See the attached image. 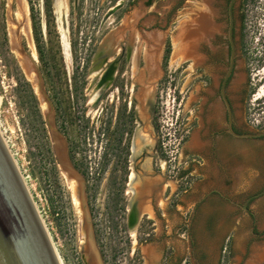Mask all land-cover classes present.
I'll use <instances>...</instances> for the list:
<instances>
[{
  "label": "flooded vegetation",
  "instance_id": "1",
  "mask_svg": "<svg viewBox=\"0 0 264 264\" xmlns=\"http://www.w3.org/2000/svg\"><path fill=\"white\" fill-rule=\"evenodd\" d=\"M230 1L177 0L164 15L156 37L151 36L148 23L141 24L143 17L126 24L122 17H116L117 27L124 25L131 29L115 34L107 32L100 37L98 45L101 46L92 55L95 62L90 74L95 75L91 86L88 88L86 76L92 58L86 62L87 72L80 86L76 83L62 90L53 85L50 103L55 130L66 138L68 160L83 185L82 230L74 249L75 264H217L216 250L206 251L205 244L201 248V204L211 196L229 204L232 200L217 189H210L203 197L190 195L188 188L194 177L195 158H217L223 147L232 143L242 149L264 147V136L240 137L264 129L248 131L247 122L237 125L228 92L235 64L225 80L231 58ZM144 6L148 8V0ZM238 8L242 53L248 61L256 54L255 62L263 67L264 0H239ZM175 10L178 15L173 17ZM235 11L234 8L236 46ZM113 16H106L103 24ZM183 27L186 30L176 38L177 30ZM173 53L178 54L176 73L180 81L185 79L189 66L194 74L199 72L209 82L212 78L207 70L219 68L217 87L213 96L206 97L200 116L205 130L200 132L198 140L204 146L188 152L193 159L181 163L170 158V150H161L156 126L152 125L151 132L148 131V116L153 123L156 112L148 87H156L154 97L158 100L159 87L171 77L168 67ZM179 99L183 102L184 97ZM89 100L98 112L92 122L87 112ZM213 102L216 105L211 107L207 121V108ZM227 107L231 112V129L238 136L229 132ZM74 127H77L76 133L71 131ZM184 132L189 135V131ZM73 135L76 137L72 138ZM93 137L101 150V164L95 179L90 177L88 168L82 169L83 174L78 173L70 161L72 154H77L79 141L83 140L86 146L90 138L94 142ZM110 163L112 173L104 179ZM103 181L106 182L102 193L99 188ZM263 190L264 187L248 196L245 211L250 200ZM212 224L210 218L206 220L208 231ZM252 233L256 234L253 230ZM53 251L57 263L66 264L59 251L55 248Z\"/></svg>",
  "mask_w": 264,
  "mask_h": 264
},
{
  "label": "rangeland",
  "instance_id": "2",
  "mask_svg": "<svg viewBox=\"0 0 264 264\" xmlns=\"http://www.w3.org/2000/svg\"><path fill=\"white\" fill-rule=\"evenodd\" d=\"M49 1L50 12L45 13L43 0H0V135L27 188L51 247L59 251L66 264H75L74 249L76 241L81 239L82 230L80 196H83V185L78 183L75 175L62 168L58 160L45 121L47 104L38 93L34 68L29 61L24 60L23 55L30 58L40 72L41 84L49 100L54 84L62 90L76 83L80 86L87 72L86 62L92 58L86 76L89 88L95 75L90 74L95 62V56L92 55L101 46L98 45L100 37L107 32L115 34L131 29L124 25L117 27L116 17H122L125 24L129 20L136 21L143 17L141 24L148 23L151 36L156 37L159 35L158 29L163 25L164 15L177 0H148V8L144 6L146 0H62L66 8L61 21L56 13V0ZM118 4L120 7L113 13L114 16L103 24L107 12ZM238 6L239 0L235 6L236 63L228 92L237 125L247 122L246 130H262L264 66L260 67L255 62L256 54L251 55L252 61L245 60L241 50ZM21 8L24 17L19 20L17 16ZM172 15H178L176 10ZM31 16L36 24L37 42L44 52L43 61H40L36 49ZM13 25L16 27L15 35L11 33ZM184 28L186 30V27L177 30L176 38H180ZM63 29L66 31V41L62 38ZM17 41L19 51L15 49ZM177 56L173 53L170 59L168 75L171 77L159 87L158 100L154 97L156 87H148V95L156 106L153 123L148 116V131L151 132L152 125L156 126V137H160L162 143L159 146L161 150H170V158H176V162L181 163L193 159L188 152L204 146L198 140L200 132L205 130L200 116L206 97L213 96V90L217 87L219 68L207 70L212 78L209 82L207 78L200 77L199 72L194 74L192 66H189L185 79L180 81L176 73L179 64L176 62ZM29 75L33 76V80ZM181 96L184 97L183 102L179 99ZM91 101L87 111L90 122L98 116ZM214 104L207 108V121ZM50 121L55 128L53 112ZM183 129L189 131V135ZM71 131L76 133L77 127ZM92 139L94 142L90 138L86 146L83 140L79 141L74 160L81 164L80 168L84 171L88 168L90 177L95 179L94 174L96 176L101 164V150L95 137ZM56 141L60 157L68 160L66 138L56 132ZM195 160L194 177L188 188L190 195L194 198L203 197L210 189H217L232 200V204H229L217 196H211L201 204V248L205 244L206 251L215 249L217 264H264V194L252 198L247 211L243 208L248 196L264 187V147L242 149L232 143L224 146L217 158L205 156ZM110 173L111 163L106 168L104 179ZM105 182L99 188L102 193ZM74 186L78 187V199ZM209 218L213 223L210 231L205 225ZM74 231H77L75 238Z\"/></svg>",
  "mask_w": 264,
  "mask_h": 264
},
{
  "label": "water",
  "instance_id": "3",
  "mask_svg": "<svg viewBox=\"0 0 264 264\" xmlns=\"http://www.w3.org/2000/svg\"><path fill=\"white\" fill-rule=\"evenodd\" d=\"M237 1L238 0H231L229 4L228 39L231 44V58L225 80L233 70L236 58V46L233 38V11ZM119 7L120 4L114 6L107 12L106 16L112 15ZM18 34L19 32L16 33V37H18ZM17 46L18 41L15 46V49L18 50ZM23 57L25 61H29L33 66L38 81V93L47 104L45 121L52 142L57 150L58 160L62 168L67 169L71 175H75L78 183L82 184L81 178L76 171H74L69 161L61 158L60 153H58L56 130L50 121L52 107L49 98L43 90L40 72L30 58L25 55H23ZM227 108L229 112V132L234 136H238L231 129V112L229 107ZM261 136H264V131L256 134L241 135L240 137ZM62 159H64V161ZM263 194L264 190L255 195L254 198ZM245 207L246 204L243 208ZM54 258L52 247L46 238L41 220L33 207L29 195L20 182L0 135V264H58L57 260H55L56 258Z\"/></svg>",
  "mask_w": 264,
  "mask_h": 264
},
{
  "label": "bare ground",
  "instance_id": "4",
  "mask_svg": "<svg viewBox=\"0 0 264 264\" xmlns=\"http://www.w3.org/2000/svg\"><path fill=\"white\" fill-rule=\"evenodd\" d=\"M65 3H63V1L62 0H56V13H57V16H58V19L61 21V19H62V17H63V15H64V12H65V8H66V6L64 5ZM22 8H24V6H22ZM21 8V13L17 16L18 17V19L19 20H21V19H23L22 17H24L23 16V14H24V12H23V9ZM14 30H16V27H15V25H13V26H11V33H13L14 35H15V32H14ZM62 34H63V40L64 41H66V31L63 29V31H62ZM13 35V36H14ZM66 44V43H65ZM29 78L30 79H32L33 80V76L32 75H29ZM8 152V151H7ZM10 157V156H9ZM11 159V162H12V164H13V166H14V169H15V171H16V173H17V175H18V177H19V179H20V182H21V184H22V186H23V188H24V190L26 191V193L28 194V191H27V188H26V186L24 185V183H23V181H22V179H21V176H20V174L18 173V171H17V169H16V166H15V164H14V162H13V160H12V158H10ZM65 173L66 174H68L67 173V171H65ZM74 191H75V194H76V198H77V192H78V187H75L74 186ZM78 199V198H77ZM33 204V203H32ZM33 207H34V205H33ZM35 209V208H34ZM42 223V222H41ZM43 226V225H42ZM44 232H45V234H46V231L44 230ZM46 238L48 239V241L50 240L49 238H48V236H47V234H46ZM50 242V241H49ZM53 248V247H52ZM52 250H54V248L52 249ZM53 254H54V251H53ZM55 256V255H54ZM56 258V257H55Z\"/></svg>",
  "mask_w": 264,
  "mask_h": 264
},
{
  "label": "trees",
  "instance_id": "5",
  "mask_svg": "<svg viewBox=\"0 0 264 264\" xmlns=\"http://www.w3.org/2000/svg\"><path fill=\"white\" fill-rule=\"evenodd\" d=\"M43 4H44V10H45V13H48L50 12V1L49 0H43ZM33 13V10L31 8V14ZM33 15V14H32ZM31 19H32V29H33V33L35 35V43H36V49H37V52H38V55H39V58H40V61L42 60L43 61V57H44V52L41 50L38 42H37V32H36V27H35V22H34V18L33 16H31ZM52 59V58H51ZM262 80H264V77L262 78ZM74 155L72 154V157L70 159L71 163L73 164L74 168L78 171V173L80 174H83V171L82 169L80 168L81 167V164L76 162V160H74Z\"/></svg>",
  "mask_w": 264,
  "mask_h": 264
}]
</instances>
